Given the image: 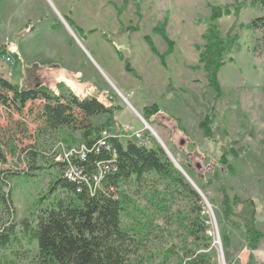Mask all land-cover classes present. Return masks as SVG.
Masks as SVG:
<instances>
[{
	"label": "rangeland",
	"instance_id": "374dc122",
	"mask_svg": "<svg viewBox=\"0 0 264 264\" xmlns=\"http://www.w3.org/2000/svg\"><path fill=\"white\" fill-rule=\"evenodd\" d=\"M253 1L0 0V43L7 49L0 76L20 88L45 86L65 98H97L112 114L90 123L123 143L155 147L158 138L198 188L205 223L198 244L177 222L163 244L175 243L180 253H208L211 264H264V239L250 249L241 224L228 223L222 205L233 196L251 200L255 226L264 233V38L245 27L263 11ZM215 8L220 16L213 20ZM211 25L238 43L235 62L217 72L219 91L199 61ZM40 104L28 101L21 113L0 108V169H27L19 157L45 137L35 139ZM208 117L209 138L201 126ZM55 135L48 142L56 140L65 151L81 144L78 130ZM33 174L11 179L13 220L0 213V228L1 220L18 222L37 213L49 175ZM172 209L192 217L187 204L176 201ZM35 255V244L25 238L21 247L0 250V264H36Z\"/></svg>",
	"mask_w": 264,
	"mask_h": 264
},
{
	"label": "trees",
	"instance_id": "16d2710c",
	"mask_svg": "<svg viewBox=\"0 0 264 264\" xmlns=\"http://www.w3.org/2000/svg\"><path fill=\"white\" fill-rule=\"evenodd\" d=\"M253 2L263 14L245 27L261 31L264 38V0ZM212 16L213 20L220 16L218 8ZM203 40L199 61L210 86L219 91L217 72L226 62H235L232 53L238 47L237 37L222 36L211 25ZM150 48L156 52L152 45ZM6 52V45L0 43V57ZM126 68L130 70L128 65ZM37 100L42 103L37 112L41 127L35 139L45 137L41 147H27L19 157L26 170L0 169V213L13 220L9 185L14 176L45 171L49 183L37 213L18 222L1 220L0 250L21 247L26 238L36 246V264H211L208 253H180L175 243L163 244L171 236L174 222L198 244L204 240L205 223L200 195L158 144L123 143L117 135H106L93 126L90 118H110L112 114L110 106L95 97L69 93L65 98L58 89L20 88L0 76V108L21 113L28 101ZM210 121L208 117L201 124L208 138L212 137ZM61 129L80 132L81 144L74 152L61 149L56 140L48 142ZM227 199L222 205L228 223L242 226L249 248L254 249L264 233L255 226L253 202H240L236 196ZM176 201L187 204L192 217L173 210ZM237 206L242 211H236Z\"/></svg>",
	"mask_w": 264,
	"mask_h": 264
},
{
	"label": "water",
	"instance_id": "95a60500",
	"mask_svg": "<svg viewBox=\"0 0 264 264\" xmlns=\"http://www.w3.org/2000/svg\"><path fill=\"white\" fill-rule=\"evenodd\" d=\"M143 123H144V121H143ZM145 124V123H144ZM151 132H152V130H150ZM152 134L153 135H155L153 132H152ZM155 137L157 138V136L155 135ZM157 140H158V142H159V144H160V147L164 150V152L167 154V156H168V158L174 163V165L178 168V170L185 176V174H184V172L180 169V167H179V165L174 161V159L171 157V155H170V153L167 151V149L163 146V144L159 141V139L157 138ZM186 177V176H185ZM186 179H188L187 177H186ZM189 181V183L192 185V187L194 188V189H196V191H198L199 192V190H198V188L196 187V186H194L193 185V183L190 181V180H188ZM200 193V192H199Z\"/></svg>",
	"mask_w": 264,
	"mask_h": 264
},
{
	"label": "bare ground",
	"instance_id": "6f19581e",
	"mask_svg": "<svg viewBox=\"0 0 264 264\" xmlns=\"http://www.w3.org/2000/svg\"><path fill=\"white\" fill-rule=\"evenodd\" d=\"M145 126L147 129L152 130V128L148 124L145 123ZM187 180H190V179H187Z\"/></svg>",
	"mask_w": 264,
	"mask_h": 264
},
{
	"label": "built area",
	"instance_id": "2783aa9c",
	"mask_svg": "<svg viewBox=\"0 0 264 264\" xmlns=\"http://www.w3.org/2000/svg\"><path fill=\"white\" fill-rule=\"evenodd\" d=\"M6 59H7V61H9V60H10L8 57H7ZM73 152H74V151H73ZM68 175H69V174H68ZM69 176H70V175H69Z\"/></svg>",
	"mask_w": 264,
	"mask_h": 264
},
{
	"label": "crops",
	"instance_id": "0c3cea01",
	"mask_svg": "<svg viewBox=\"0 0 264 264\" xmlns=\"http://www.w3.org/2000/svg\"><path fill=\"white\" fill-rule=\"evenodd\" d=\"M66 17V16H65ZM66 19V18H65ZM28 25H25V27H27Z\"/></svg>",
	"mask_w": 264,
	"mask_h": 264
}]
</instances>
